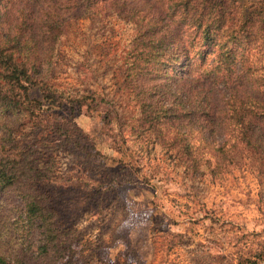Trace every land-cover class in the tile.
<instances>
[{"label":"rangeland","instance_id":"rangeland-1","mask_svg":"<svg viewBox=\"0 0 264 264\" xmlns=\"http://www.w3.org/2000/svg\"><path fill=\"white\" fill-rule=\"evenodd\" d=\"M121 29L106 15L73 21L52 72L59 87L85 89L107 110L64 107L20 126L19 139L49 167L36 188L67 230L70 263L264 264V133L234 139L220 107L201 104L162 132L167 141L146 146L110 59ZM1 202L12 221L19 198Z\"/></svg>","mask_w":264,"mask_h":264},{"label":"trees","instance_id":"trees-1","mask_svg":"<svg viewBox=\"0 0 264 264\" xmlns=\"http://www.w3.org/2000/svg\"><path fill=\"white\" fill-rule=\"evenodd\" d=\"M90 15L122 26L110 59L146 146L167 141L162 132L173 134L201 104L212 113L220 107L234 139L247 144L264 133V0H0V264H71L67 230L36 188L49 167L19 136L45 112L108 109L52 78L68 26ZM170 90L179 95L169 98ZM3 194L20 200L12 221Z\"/></svg>","mask_w":264,"mask_h":264}]
</instances>
